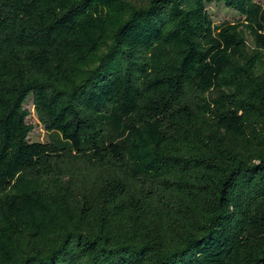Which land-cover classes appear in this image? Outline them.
I'll return each mask as SVG.
<instances>
[{"label": "trees", "instance_id": "obj_1", "mask_svg": "<svg viewBox=\"0 0 264 264\" xmlns=\"http://www.w3.org/2000/svg\"><path fill=\"white\" fill-rule=\"evenodd\" d=\"M172 257L264 264V7L0 0V264Z\"/></svg>", "mask_w": 264, "mask_h": 264}, {"label": "rangeland", "instance_id": "obj_2", "mask_svg": "<svg viewBox=\"0 0 264 264\" xmlns=\"http://www.w3.org/2000/svg\"><path fill=\"white\" fill-rule=\"evenodd\" d=\"M258 4L264 7V0H255ZM208 11L210 12L215 25H219L222 22H234L239 19V15L234 11L227 9L220 3H211L208 5ZM24 107L29 111L27 123L33 126V130L29 135V140L32 142H48L50 139V133H48L43 126L39 123L37 116L34 112L32 105L31 95L26 100Z\"/></svg>", "mask_w": 264, "mask_h": 264}, {"label": "snow or ice", "instance_id": "obj_3", "mask_svg": "<svg viewBox=\"0 0 264 264\" xmlns=\"http://www.w3.org/2000/svg\"><path fill=\"white\" fill-rule=\"evenodd\" d=\"M178 257H172L169 264H177Z\"/></svg>", "mask_w": 264, "mask_h": 264}]
</instances>
